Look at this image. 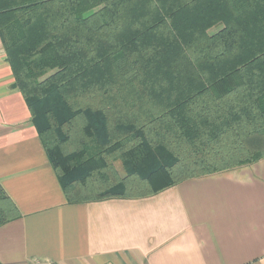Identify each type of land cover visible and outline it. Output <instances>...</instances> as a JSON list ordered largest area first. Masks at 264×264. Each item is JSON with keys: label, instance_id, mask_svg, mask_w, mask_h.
Listing matches in <instances>:
<instances>
[{"label": "trees", "instance_id": "obj_1", "mask_svg": "<svg viewBox=\"0 0 264 264\" xmlns=\"http://www.w3.org/2000/svg\"><path fill=\"white\" fill-rule=\"evenodd\" d=\"M0 37L70 203L264 158V0H0Z\"/></svg>", "mask_w": 264, "mask_h": 264}, {"label": "crops", "instance_id": "obj_2", "mask_svg": "<svg viewBox=\"0 0 264 264\" xmlns=\"http://www.w3.org/2000/svg\"><path fill=\"white\" fill-rule=\"evenodd\" d=\"M1 264H264V158L145 197L70 203L0 37Z\"/></svg>", "mask_w": 264, "mask_h": 264}, {"label": "rangeland", "instance_id": "obj_3", "mask_svg": "<svg viewBox=\"0 0 264 264\" xmlns=\"http://www.w3.org/2000/svg\"><path fill=\"white\" fill-rule=\"evenodd\" d=\"M118 168H119L120 172H122L124 175V171H123L124 168L122 167V165L120 163L118 164Z\"/></svg>", "mask_w": 264, "mask_h": 264}, {"label": "built area", "instance_id": "obj_4", "mask_svg": "<svg viewBox=\"0 0 264 264\" xmlns=\"http://www.w3.org/2000/svg\"><path fill=\"white\" fill-rule=\"evenodd\" d=\"M46 264H61V263H58V262H55V261H50V262H47Z\"/></svg>", "mask_w": 264, "mask_h": 264}]
</instances>
